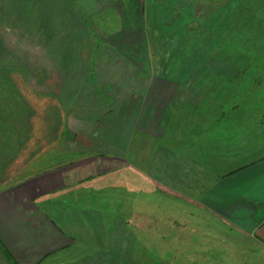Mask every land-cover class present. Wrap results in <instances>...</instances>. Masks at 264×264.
I'll return each instance as SVG.
<instances>
[{
  "label": "crops",
  "instance_id": "obj_1",
  "mask_svg": "<svg viewBox=\"0 0 264 264\" xmlns=\"http://www.w3.org/2000/svg\"><path fill=\"white\" fill-rule=\"evenodd\" d=\"M171 9L180 16L188 6L0 0V69H8L26 103L25 116L3 120L0 111V264H37L69 244L46 213L50 196L92 171L97 179L131 165L143 182L186 198L264 247V75L233 86L195 79L210 68L165 66L166 48L178 52L164 46L174 33H159L186 18ZM73 41L82 46L68 57ZM104 136L113 146L101 147ZM136 148L139 163L132 164ZM104 253L92 257L105 260Z\"/></svg>",
  "mask_w": 264,
  "mask_h": 264
},
{
  "label": "rangeland",
  "instance_id": "obj_2",
  "mask_svg": "<svg viewBox=\"0 0 264 264\" xmlns=\"http://www.w3.org/2000/svg\"><path fill=\"white\" fill-rule=\"evenodd\" d=\"M176 1L185 3L188 9L187 13L179 11L180 16L178 10L171 9L174 18L183 14L186 18H180L179 24L175 20L171 27L163 26L159 33L167 36L168 30L172 31L174 36H168L169 43L164 46L178 52L170 55L171 50L166 48L167 54L163 52L165 57L160 59L165 66L210 68L211 74H197L195 79L229 85H249L264 75V0ZM102 15L95 14L94 22L103 19ZM81 46L68 42V57L77 54ZM98 47L94 45L93 53ZM88 78L91 81L93 75ZM11 83L8 69L1 68L3 120L9 113L16 118L25 116L26 103L16 97ZM258 87L264 90V82ZM233 89L228 94H235ZM132 142L135 144L137 137ZM100 143L104 149L113 146L107 136ZM114 146H119L117 141ZM138 149L132 164L139 163ZM146 163L151 166L150 161ZM134 167H119L99 174L97 179L92 171L65 194L53 193L46 213L71 242L51 251L37 264H264V247L254 237L216 223L198 205L157 187L149 179L143 182L144 176ZM150 173L156 175L152 170ZM114 247L117 250H112ZM103 253L105 260L92 257Z\"/></svg>",
  "mask_w": 264,
  "mask_h": 264
}]
</instances>
